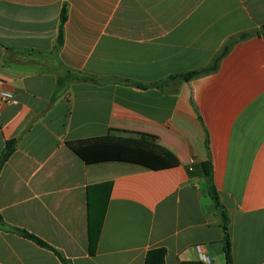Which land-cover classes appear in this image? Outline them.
Listing matches in <instances>:
<instances>
[{
    "label": "crops",
    "instance_id": "obj_1",
    "mask_svg": "<svg viewBox=\"0 0 264 264\" xmlns=\"http://www.w3.org/2000/svg\"><path fill=\"white\" fill-rule=\"evenodd\" d=\"M263 25L264 0H0V91L17 99L0 101L3 221L72 264H143L158 247L164 264H226L209 161L231 264H264ZM242 33L214 71L170 78ZM124 141L172 163L98 161ZM0 264L61 261L0 226Z\"/></svg>",
    "mask_w": 264,
    "mask_h": 264
},
{
    "label": "trees",
    "instance_id": "obj_2",
    "mask_svg": "<svg viewBox=\"0 0 264 264\" xmlns=\"http://www.w3.org/2000/svg\"><path fill=\"white\" fill-rule=\"evenodd\" d=\"M65 18H66L65 10L63 8L60 14V23H59L58 35H57L56 44H55L56 48L59 47L62 42V25L64 23ZM263 29H264V25H263ZM245 36L246 34L242 33L235 38L229 39L222 46L220 51L216 54V56L213 58L212 62L208 66L198 68V69H193L188 72L180 73L177 75H173V76H170V78L177 76L183 80H189L193 77L214 71L217 68L219 60L228 51L230 45L236 42L237 40L244 38ZM77 78H80V77H77ZM84 79L93 81V79H87V78H84ZM159 84L160 83H157L155 85L158 86ZM121 143H122L121 145L119 144L113 145V147H111V149L109 150L107 157L99 158L100 160L98 161H104V160L127 161V162L136 163L144 168H153V167L168 165L172 163L171 160L165 154L160 153V151L150 148L146 145H142L140 143L130 142V141H124ZM71 147L86 162L91 161L89 160V158H87L85 153H83V150H81V148L77 146V144L76 145L73 144L71 145ZM13 150H14V140H8L5 143V147L0 154V169L3 163L8 159L10 154L13 152ZM202 168H203L205 185H206L208 194L211 197L213 207L222 208V218L220 221V225H221L222 232H223V252L225 255V259H226V264H231L230 241H229V233H228V227H227L228 220L225 215L223 206L219 200L215 186L213 184L209 161L202 163ZM0 226L4 229L15 231L19 233L20 235L33 240L37 244L51 249L58 256L59 260L61 261V264H72L57 249L48 245L45 241H43L38 236L26 231L25 229L13 227V226L6 224L3 221L1 214H0ZM164 257H165L164 248L162 247L152 248L147 251L144 257L143 264H164ZM181 264H204V263L201 261H184Z\"/></svg>",
    "mask_w": 264,
    "mask_h": 264
},
{
    "label": "built area",
    "instance_id": "obj_3",
    "mask_svg": "<svg viewBox=\"0 0 264 264\" xmlns=\"http://www.w3.org/2000/svg\"><path fill=\"white\" fill-rule=\"evenodd\" d=\"M0 101H2L3 103H13V104L17 103V99L14 96V94L8 90H1L0 91ZM189 163H190V165H192L194 163V159L190 158ZM201 262H203L204 264H211L210 258L208 256H205V255L201 256Z\"/></svg>",
    "mask_w": 264,
    "mask_h": 264
},
{
    "label": "water",
    "instance_id": "obj_4",
    "mask_svg": "<svg viewBox=\"0 0 264 264\" xmlns=\"http://www.w3.org/2000/svg\"><path fill=\"white\" fill-rule=\"evenodd\" d=\"M216 213L222 218V208H216Z\"/></svg>",
    "mask_w": 264,
    "mask_h": 264
}]
</instances>
